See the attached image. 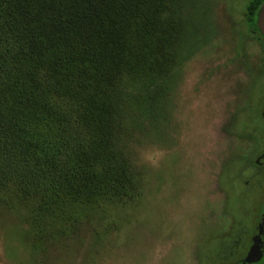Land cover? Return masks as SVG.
Returning <instances> with one entry per match:
<instances>
[{"label": "rangeland", "instance_id": "rangeland-1", "mask_svg": "<svg viewBox=\"0 0 264 264\" xmlns=\"http://www.w3.org/2000/svg\"><path fill=\"white\" fill-rule=\"evenodd\" d=\"M252 1H177L173 57L138 87L143 92L126 120V154L139 190L126 202L57 207L21 198L12 183L0 188V264L234 258L239 206L255 200L251 193L237 199L236 177L260 139L243 111L247 94L264 89Z\"/></svg>", "mask_w": 264, "mask_h": 264}, {"label": "trees", "instance_id": "trees-1", "mask_svg": "<svg viewBox=\"0 0 264 264\" xmlns=\"http://www.w3.org/2000/svg\"><path fill=\"white\" fill-rule=\"evenodd\" d=\"M177 1L0 0V188L57 207L139 190L126 120L173 57Z\"/></svg>", "mask_w": 264, "mask_h": 264}, {"label": "flooded vegetation", "instance_id": "flooded-vegetation-1", "mask_svg": "<svg viewBox=\"0 0 264 264\" xmlns=\"http://www.w3.org/2000/svg\"><path fill=\"white\" fill-rule=\"evenodd\" d=\"M250 24L251 33L264 52V35L257 26V17L255 26L251 21ZM247 95L250 97L243 113L249 120L247 126L260 131V139L254 140L251 162L243 161L241 168L243 174L236 177V195L237 199L243 200L251 193L255 200L252 205L239 206L235 256L225 264H264V89L256 87ZM254 111L257 120L263 124L261 127L258 126L255 117L251 116ZM245 173L250 176L244 177Z\"/></svg>", "mask_w": 264, "mask_h": 264}, {"label": "water", "instance_id": "water-1", "mask_svg": "<svg viewBox=\"0 0 264 264\" xmlns=\"http://www.w3.org/2000/svg\"><path fill=\"white\" fill-rule=\"evenodd\" d=\"M257 26L261 33L264 35V2L262 3L257 14Z\"/></svg>", "mask_w": 264, "mask_h": 264}]
</instances>
